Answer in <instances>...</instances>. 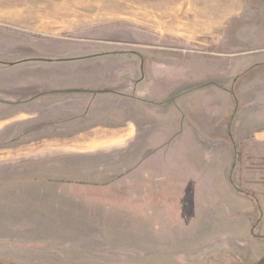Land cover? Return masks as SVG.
<instances>
[{
	"label": "rangeland",
	"instance_id": "rangeland-1",
	"mask_svg": "<svg viewBox=\"0 0 264 264\" xmlns=\"http://www.w3.org/2000/svg\"><path fill=\"white\" fill-rule=\"evenodd\" d=\"M217 2L219 4V0H0V118L8 120L0 122L1 178L5 174L2 169L7 166L5 162L16 161L17 173L25 169L19 162H31V175L26 177L52 178L54 181L48 182L47 192L54 194L56 186L61 185L68 192L72 191L71 185H65L71 179L86 183L97 179L102 184L110 173L118 176L120 158L125 152L123 145L131 134L130 129L125 135L90 139L84 147L74 143L72 136L76 130L95 123L119 124L122 117L108 112L114 111L117 104L112 102L111 107L98 116L80 115L77 123L72 122L77 117L61 111L63 104L91 99L103 89L126 93L131 100L138 99L137 108L144 110V105L154 103L151 100L162 95H137L136 87L170 89L167 99L163 104L158 103L157 109L165 116L169 108L170 122L176 120V133L185 120L200 139L211 141L213 139L203 135V129L213 122V141L219 143L217 150L201 158L192 151L184 158L190 163L207 162L208 172L214 179L219 171V188L225 198L224 203L214 197L207 200V209L208 206L214 208L208 210V215L197 212L194 202L190 213L188 209L183 211V202L179 201L175 206L176 214L170 217L172 225L184 231L218 222L221 243L231 236L230 232H238L235 235L238 244H234L230 257L225 248L219 251L215 245H208L203 250L206 258L200 264H228L227 260L230 264H255L264 256V233L251 229L264 221L260 222L248 211L253 200L247 194L246 171L240 182L232 167L240 162L252 132L264 127V65L230 75L226 68L248 67L254 64L253 60L264 63V34L259 31L264 23V5L263 0H251L255 8L249 24L236 26L228 33L208 32L205 25L211 13L207 12H212ZM228 39L231 42H227ZM155 60L176 62L181 68L179 75L171 74L168 83L167 79L154 80L151 67ZM215 61L219 62V81L215 79L219 82V92L215 96L209 93L208 97L219 101V105L206 104L200 96V86L206 82L204 75L207 69H213ZM176 80L182 82L179 87L180 82L174 83ZM175 84H178L176 89ZM233 122L238 125L235 137L231 136ZM165 142L160 148L165 154L170 151L171 158L174 155L172 139ZM182 147H177L176 155L182 152ZM147 154L150 150L143 157ZM208 163H213L212 167ZM226 164L229 183L239 190L235 189L230 196L228 187L225 184L222 187L223 165ZM57 177L63 182L56 181ZM31 182L32 194L46 192L39 188L42 182ZM20 185L17 180V193ZM2 188L1 185V193ZM72 199L52 195L44 202L33 203L31 214L26 217L4 219L1 227L11 232L3 235L4 231H0V245L42 248L31 264H126V261L133 264L130 262L136 260V254L125 261L121 258L126 255L124 251L110 254L105 249L111 235L122 238L132 229L127 227L124 232L114 219L106 223L108 214L97 213L93 218L88 212H80L97 207ZM55 203L66 212L52 211ZM197 203L198 208L205 204L202 200ZM150 224L145 222V225ZM103 225L109 230L105 231ZM6 251L0 249V257Z\"/></svg>",
	"mask_w": 264,
	"mask_h": 264
},
{
	"label": "crops",
	"instance_id": "crops-1",
	"mask_svg": "<svg viewBox=\"0 0 264 264\" xmlns=\"http://www.w3.org/2000/svg\"><path fill=\"white\" fill-rule=\"evenodd\" d=\"M250 3L251 0H219V4L217 2L212 6V12H207L211 14L208 15V23L205 25V29L208 32L219 31V33H228L236 26L251 23V13L254 12L255 7ZM243 20H246L247 23L242 22ZM261 27L259 31L264 34V23ZM227 42H231V40L228 39ZM170 56L175 57L174 55ZM217 56H219V53ZM215 58L219 59V57ZM258 62L257 60H253L254 64L248 67H227L226 73L228 75L241 73L243 71L253 70L256 66L264 65V63L259 64ZM153 63L154 66L151 67V70L153 74L155 73L154 80L160 79L165 81L167 79L168 83V78L171 74L176 75L181 71V68L176 65V62L155 60ZM214 63L215 65L211 66L213 69H207L204 75L206 82L200 86V89L202 88L200 90V96H202L203 102L206 104L217 103L219 105V101L216 99L214 101L213 98L208 97L209 93L213 96L216 92H219V84H217L219 82H215L216 78L219 81V62L215 61ZM184 64H186V61H184ZM178 82H180L179 85L175 84L174 89L182 83L181 81ZM178 82L176 80L174 83ZM176 85L178 86L176 87ZM135 89L139 91V93H136L137 95L148 94L152 96L158 93V95L161 94L162 96L151 100L154 103L144 105V110L143 107L141 110L137 108V104L140 102L138 99L131 100L127 97L126 93L123 94L119 91L112 92L102 89V92L96 94L91 99H76L72 100L69 104H63L64 108L61 110L67 113L70 112L68 115L72 117H77V120H72V122L74 121L73 123H77L80 120L78 118L80 115L84 117L86 114L88 117L98 116L102 111H107L111 107L110 104L112 102L117 104L114 111L109 110L108 112L110 115L122 117L119 124L106 125L95 123L86 129L76 130L72 136L75 139L74 143L77 142L81 147H84L85 143L90 139L125 135L130 129L131 134L126 137L125 144L123 145L125 152L120 158V174L122 176L116 178L114 176L115 173H110L111 176L102 182L105 186L103 188H96L92 192H68L64 185H61L56 186V189H54L56 192L54 194L47 192L49 190L48 183L45 181L46 178H44V183L42 182L41 184L43 188L41 185L39 188L41 191L44 190L46 192L32 194L30 191L32 184L30 181L31 178L26 177L31 175V167L27 168L28 170L25 168L27 162H19V166H24L25 169L22 172L21 170L18 171V173L16 161L5 162L4 164L7 166L2 169L5 174L2 178L0 176V231H4L3 235L11 232L9 228L1 227L4 219L12 220L26 217L31 214L30 208L33 203L38 204L44 202L52 195H59L60 198H73L72 200L75 201L78 199V201H87L97 208L80 212H88L93 218H96L97 213L108 214L106 223H110L113 219L117 220L124 228V232L127 227H130L132 229L130 233L125 232L122 238L111 235L107 243L108 245L105 244V249L110 254L116 251H124L126 255H122L121 258L125 261L129 256L136 254L137 257L134 258L136 260L130 263L200 264L206 258V252L203 250L208 245H215L214 248H219V251L225 248L230 257L229 254H232L235 249L234 244H238V239L235 236L238 232L235 234L234 231L232 233L230 232L231 236L227 237L226 242L221 243L219 241L218 222H215V225L212 226L184 230L189 233V235H185L182 229L178 230L172 225V220L170 219V217L176 214L175 206L179 201L183 202V206L181 207L183 211L188 209L187 211L190 213L191 204L194 202L195 206L193 208L197 212H202L204 215H208V210L211 211L214 209L212 206H208L209 208L207 209V200L213 199L214 197L216 200L224 203V191L221 190V187L219 188V171L217 178L214 179L213 175L208 172L207 162L190 163L184 158L187 153L192 151L194 154H199V158H201V156L203 157L217 150L215 147L219 143L216 140L213 141V137H215V133L212 131L214 128L213 122L210 121V125H207L203 129V135L213 139L211 141H205L202 139L203 137L200 139L194 127L191 126L190 122L188 123L185 120L181 130L176 133V120L173 119L172 123L170 122L169 108H167V112H165L167 114L165 116L159 114L157 109L167 99L170 89L168 91H160L155 86L151 88L136 87ZM161 120L166 123H162ZM4 121L8 120L0 118V122ZM231 129V136L235 137L238 134V125L236 122H233ZM62 139L65 138L62 137ZM170 139H172L173 143L171 150L174 153L171 158L170 151L165 154L163 152L164 149H161V144L166 143V140L169 142ZM246 143L247 147L243 149V156L240 162L234 165L232 169H235L238 173L240 182H243V172L246 171L247 194L253 200L248 211L255 218L258 217L260 222H263L264 127L255 129ZM177 147H182V152L176 155ZM7 149L10 152L12 148L9 147ZM149 150L150 154H147L144 158L143 154L149 152ZM76 152L96 153V151L87 152L81 150H76ZM209 165L212 167L213 163ZM223 168L221 178L223 180L222 187L224 184L228 187V195L230 196L237 188H234L229 183V166L226 164L223 165ZM2 174L0 170V175ZM17 180L21 183L18 193L15 188ZM92 182L101 184L98 183L101 181L97 179L92 180ZM1 185L3 187L2 193ZM200 200L204 201L205 204L198 208L199 205L197 202ZM188 203H190V206ZM15 206H20V208H15ZM225 206L228 208L229 204L226 203ZM98 207L100 208L98 209ZM52 211L66 212L58 203L53 205ZM145 222L151 224L145 225ZM139 226H143L144 228L140 229ZM102 228L105 231L109 230L106 229L108 228L106 225H103ZM251 230L252 232L262 234L264 233V224L261 223L260 226L254 224V228ZM109 233L111 232H107V234ZM0 249L7 250L0 257L1 263L13 262L18 264H31L36 253L42 250L39 247L33 248L29 245L19 247L7 243H1ZM220 256L221 254H219ZM229 261L227 260L228 264H230ZM124 263L129 264L128 261ZM234 264L239 263L236 262Z\"/></svg>",
	"mask_w": 264,
	"mask_h": 264
},
{
	"label": "flooded vegetation",
	"instance_id": "flooded-vegetation-1",
	"mask_svg": "<svg viewBox=\"0 0 264 264\" xmlns=\"http://www.w3.org/2000/svg\"><path fill=\"white\" fill-rule=\"evenodd\" d=\"M32 164L33 163H31V162H27L26 164H25V168H29V167H31L32 166ZM47 174V173H46ZM122 175L121 174H119L118 176H116V178H119V177H121ZM42 177H44V176H42ZM45 181H47V183L48 182H52V181H54L52 178H50V180H49V178L47 177V176H45ZM59 178L57 177L56 178V181L58 180ZM34 181V182H43L44 183V178H41V179H30V181ZM61 180V179H60ZM60 180H58L59 182H63V181H60ZM67 183L68 184H66V185H71V189H73L72 191H78V192H92V191H94L96 188H103L104 186H105V184H97L96 182H88V183H86V182H84L83 180H81V179H71V180H69V181H67Z\"/></svg>",
	"mask_w": 264,
	"mask_h": 264
},
{
	"label": "water",
	"instance_id": "water-1",
	"mask_svg": "<svg viewBox=\"0 0 264 264\" xmlns=\"http://www.w3.org/2000/svg\"><path fill=\"white\" fill-rule=\"evenodd\" d=\"M255 264H264V256L259 259Z\"/></svg>",
	"mask_w": 264,
	"mask_h": 264
}]
</instances>
